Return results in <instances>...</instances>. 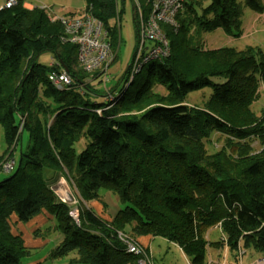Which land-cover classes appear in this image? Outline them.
<instances>
[{
  "label": "trees",
  "instance_id": "obj_1",
  "mask_svg": "<svg viewBox=\"0 0 264 264\" xmlns=\"http://www.w3.org/2000/svg\"><path fill=\"white\" fill-rule=\"evenodd\" d=\"M122 1L85 0L82 10L102 22L112 49ZM129 1L137 36L139 13L147 18L152 0ZM242 6L261 13L264 0H183L176 26L160 24L169 56L148 61L134 89L136 76L128 83L127 67L118 82L123 89H109L115 103L103 94L100 104L90 100L100 93L81 85L89 74L77 62L76 46L60 41L59 20L39 6L23 7L22 0L0 8V125L6 140L0 159H13L17 147L19 152L16 166L0 179V264H23L30 251L13 223L40 214L61 237L49 257L68 256V264H139L118 232L163 238L189 264H206L211 244L220 247L213 264H240L245 253L264 256V109L256 101L264 52L252 45L207 49L203 41L216 28L240 36ZM44 51L71 74L74 89L57 90L48 82L37 63ZM153 84L165 93H153ZM205 87L211 94L203 106L186 102L190 92ZM106 104L112 105L102 109ZM215 132L222 136L219 149L211 142ZM24 133L28 143L22 148ZM65 180L84 202L105 206L104 194L114 195L118 209L104 218L82 206L77 224L55 195ZM213 227L221 231L217 241L204 236Z\"/></svg>",
  "mask_w": 264,
  "mask_h": 264
},
{
  "label": "rangeland",
  "instance_id": "obj_2",
  "mask_svg": "<svg viewBox=\"0 0 264 264\" xmlns=\"http://www.w3.org/2000/svg\"><path fill=\"white\" fill-rule=\"evenodd\" d=\"M34 3L36 2H46L47 5H51L53 11H55L58 15H63V10L60 9L61 7H64L65 9H70L73 13L77 14L78 11H81L84 8L85 0H32ZM122 4V11L120 10V6ZM130 1L129 0H123L122 3L119 2V10L117 13L116 19H114L113 24L116 27V34H117V40L114 45V49L111 48V51L113 53V58L111 59L108 68L106 70V75H102L100 73V70L94 72L95 77L92 76V74H89L86 77L82 78L81 85H89V87L92 88V90L98 91L100 95H92L90 97V100L92 103H102L104 101V96H111L112 93L110 92V88L116 86L115 91L120 92L123 89L122 84L118 82L122 78L124 71L129 66L133 55L135 53V50L138 46V37L136 36V28L134 26L131 11H130ZM242 17H248L253 14V11H251L249 8L242 6ZM256 43V44H255ZM151 42L145 41L144 45L148 48L151 46ZM237 48L242 47L244 48L245 45H252V46H259L262 51L264 52V26H262L259 23L254 24V31L251 34V36H247L242 39H238L237 42L234 43ZM181 47V46H179ZM54 59L57 61V59L53 56V53L50 51H44L41 52L37 57V63L41 67V69H44V73L46 76L47 68L49 67V64L51 60ZM146 68L147 64L142 67V70L140 73H138L135 77V84H131L130 88H136L137 85L143 80L145 74H146ZM193 71V70H189ZM43 73V74H44ZM107 78V79H106ZM102 79V80H101ZM104 79V80H103ZM99 80V81H96ZM215 82H219L218 80H215ZM41 84H39V89L41 88ZM75 85H72L70 87L71 89H74ZM78 91V90H77ZM152 91L153 93H160L164 94V89L156 84L152 85ZM211 94V88L205 87L201 90L190 92L186 98V102L189 105H196L203 106L204 101L208 100ZM46 103H52L51 99H44ZM264 109V94H260L259 98L256 100ZM18 116H17V122H18ZM22 120V119H21ZM21 125V124H20ZM222 136H219L216 132L211 136V142L215 143L213 146V149H219L222 145ZM5 134L4 129L0 125V156L4 152L5 148ZM28 143V136L26 133L22 135V139L20 142V145L22 148L26 147ZM255 144V143H253ZM258 144H256V147ZM76 151L79 152L82 150L83 145L82 143L75 144ZM18 147L12 152V157L14 159V163L16 166L17 159H18ZM2 160V158L0 159ZM5 173L9 172H2L0 173V179L5 178L4 176L8 175ZM55 195L56 197L65 203L67 206L70 207V209H76L79 211L82 206H88L87 202H84L80 197L78 196L77 189L73 187V185L69 181H63V184H60L58 188H56ZM105 201L108 205L109 212H113L115 208H118L119 202L115 200V196L107 193L105 195ZM51 223L50 226L47 227L45 233L42 236L47 235V233H50L52 238L48 237L50 239L49 244L46 245L43 248H40L38 250H35L30 253V255H24L21 257V261L23 264H28L32 260H41L39 264H68V256H63L61 258H51L49 257L50 251L58 244L55 243V240L60 239V234L57 232H51ZM40 232V230H39ZM204 236L208 238L211 241H217L221 237V231L218 227H213L208 230L207 233H204ZM137 240V238H135ZM152 244L149 247V252L147 253L150 257L151 261L154 262V264H189V260L187 259L186 255L183 253V251L175 244L168 242L167 240L155 237L154 240H152ZM220 247H217L216 244H211L207 250L210 253L211 256H206V261L208 260H215L216 259V250H218ZM226 250V248H225ZM47 255V258L44 257ZM250 256L249 253H245L241 257L242 264L250 263ZM231 260L232 258L228 255L227 260ZM226 260V263H228ZM248 263V264H249ZM237 264V263H234Z\"/></svg>",
  "mask_w": 264,
  "mask_h": 264
},
{
  "label": "built area",
  "instance_id": "obj_3",
  "mask_svg": "<svg viewBox=\"0 0 264 264\" xmlns=\"http://www.w3.org/2000/svg\"><path fill=\"white\" fill-rule=\"evenodd\" d=\"M17 2L18 0H5L3 6L9 7L17 4ZM182 6L183 0H152L148 17L144 19L139 13L138 46L129 64L128 83L132 81L148 61L165 59L169 56V42L160 24L168 23L176 26L174 17ZM40 8L46 12L51 20H59L63 27L60 41L76 46V59L81 69L88 74L101 69L100 73L103 76L106 75L113 53L102 22L85 11L77 15H58L50 13L51 10L47 6H40ZM145 41L151 42V46L147 48L144 45ZM49 66L57 68L51 69L47 73L48 82L57 90L70 89L73 85L71 74L65 68L60 67L54 59L51 60ZM105 101L115 103L112 95L106 96ZM111 105L106 104L102 109H107ZM100 111V109L97 110V112ZM13 164V159L4 158L0 161V166L5 172H9L13 168ZM70 215L78 224V211L72 209ZM117 236L125 244L128 253L140 256V259H138L139 264H153L145 247L137 240L122 232H118ZM206 264H213V262L209 260ZM221 264L225 263L222 262ZM251 264H264V256L253 258Z\"/></svg>",
  "mask_w": 264,
  "mask_h": 264
},
{
  "label": "crops",
  "instance_id": "obj_4",
  "mask_svg": "<svg viewBox=\"0 0 264 264\" xmlns=\"http://www.w3.org/2000/svg\"><path fill=\"white\" fill-rule=\"evenodd\" d=\"M4 1L5 0H0V8L3 7L4 5ZM22 5L23 7L27 8V9H31L34 8L36 6H47L49 7V9L51 10L50 13H56L55 11H53L52 6L51 5H47L46 2H42V1H38L36 3H34L32 0H22ZM60 9L63 10L64 14H73V15H77L80 14L82 12L78 11L77 14L73 13L72 11H70V9H65L64 7H61ZM57 14V13H56ZM255 23H259L262 26H264V10L261 13H256L253 12L252 15L248 16V17H243L242 19V26H241V34L238 37H232L229 36L227 34H225L223 32V30L216 28L208 33H206L203 37V41H204V47L207 49H217L223 46H233L236 47L237 46L234 44L235 41L237 42L238 39H242L245 38L247 36H251V34L254 31V24ZM256 44V43H255ZM247 46V45H245ZM256 46V45H255ZM242 48V47H240ZM239 49V47H238ZM260 93L264 94V84H261L260 86ZM63 184V183H62ZM56 190V189H55ZM107 193L104 194V198L103 201L105 202V206L102 205L100 202L98 201H89L88 203V207H91L98 215L104 217V218H108V217H112L114 215V213L116 212V210L118 208H115L113 210V212H109L108 209V205L106 204L105 201V195ZM115 200L117 201L116 197ZM118 202V201H117ZM118 207V206H117ZM50 225V218L45 215V214H40L37 215L35 217H33L32 219H30L28 222L26 223H18L15 222L13 223L12 226V231L15 234H19L21 235L24 245L25 247L31 252L38 250L40 248L45 247L46 245L49 244L50 238H52L50 233H47V235L42 236L43 234H41L39 232V230L41 231L42 229L48 227ZM38 231V232H37ZM155 237H152L150 235H141L137 237V241L145 247V250L147 252H149V247L152 244V240H154ZM55 243H59L61 241V238L58 240H55ZM243 255V254H242ZM240 256V264H242L241 261V257ZM250 263L252 259L255 256L250 255ZM45 259L47 258V255L44 257ZM41 260H32L30 261L28 264H39ZM246 263V264H248Z\"/></svg>",
  "mask_w": 264,
  "mask_h": 264
}]
</instances>
